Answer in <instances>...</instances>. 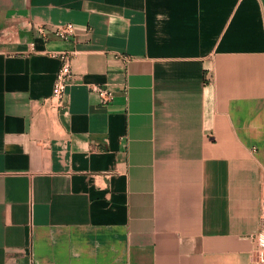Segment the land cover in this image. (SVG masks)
Returning a JSON list of instances; mask_svg holds the SVG:
<instances>
[{"label":"crops","instance_id":"1","mask_svg":"<svg viewBox=\"0 0 264 264\" xmlns=\"http://www.w3.org/2000/svg\"><path fill=\"white\" fill-rule=\"evenodd\" d=\"M262 206L264 0H0V264H254Z\"/></svg>","mask_w":264,"mask_h":264},{"label":"built area","instance_id":"2","mask_svg":"<svg viewBox=\"0 0 264 264\" xmlns=\"http://www.w3.org/2000/svg\"><path fill=\"white\" fill-rule=\"evenodd\" d=\"M42 32V28L39 29ZM55 35L61 39L70 41L74 34L72 23H66L56 26ZM31 51H34V43L30 44ZM74 49L50 51L49 54L59 60V67L56 71L50 101L54 106L61 107L63 105V97L66 93L68 84L72 80L71 64L75 56ZM92 90L95 91L101 99L102 103L110 102L113 99L112 92L103 85H93ZM259 227L256 231L248 235L251 243V254L254 257V264H264V206L261 208L259 215Z\"/></svg>","mask_w":264,"mask_h":264}]
</instances>
